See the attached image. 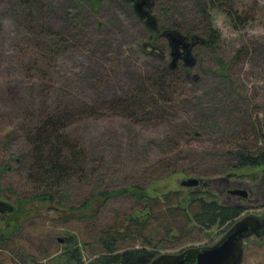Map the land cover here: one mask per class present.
<instances>
[{"label":"rangeland","instance_id":"374dc122","mask_svg":"<svg viewBox=\"0 0 264 264\" xmlns=\"http://www.w3.org/2000/svg\"><path fill=\"white\" fill-rule=\"evenodd\" d=\"M150 4L154 30L129 0H0V202L11 209L0 216V264H63L70 236L87 264L101 254L107 229L130 235L118 252L145 241L159 255L211 246L234 221L203 231L166 210L186 206L196 191L243 207L240 218L264 219V168H233L237 149L264 147V0ZM169 31L198 41L212 32L213 41L196 43L190 78L150 109L137 90L173 69ZM127 98L124 111L113 107ZM45 109L75 117L66 136L86 156L87 174L69 178L64 208L18 201L30 197L22 128ZM189 178L198 186H181ZM132 187L149 202L124 192ZM97 195L102 207L80 209ZM131 217L143 221L142 236ZM240 264H264V236L245 241Z\"/></svg>","mask_w":264,"mask_h":264},{"label":"trees","instance_id":"16d2710c","mask_svg":"<svg viewBox=\"0 0 264 264\" xmlns=\"http://www.w3.org/2000/svg\"><path fill=\"white\" fill-rule=\"evenodd\" d=\"M18 1L24 4L26 0ZM44 33L49 37L56 35L51 31H45ZM212 36L213 33L210 32L207 35V37H210L208 40L201 37L199 41L203 46L210 45L211 41H213ZM191 38L197 39L198 36L193 35ZM208 41L210 43H207ZM42 50L43 49L40 50L41 54L38 55L36 58L37 60H43L42 56L44 55ZM187 70L186 67L180 66L179 68L174 67L173 69H166L165 71L156 73L151 79H148L149 81H147L146 85L142 84L143 93L141 89L138 88L137 95L140 94L141 98H149L152 102L148 108L155 109V104H157L156 99L157 101L160 99V102H163L164 96L168 92L170 93V91L174 92L178 83L185 80V78H190V73ZM82 84L84 87H87L85 82ZM144 90L146 91L144 92ZM130 98L113 104V107L122 108L124 111L128 106V99ZM167 101L169 100H166V102ZM137 102L139 103V101ZM118 104H120V106H118ZM136 108L140 109L141 113L146 112L139 104ZM74 120L75 117L67 110L55 109L49 113L45 109L42 110L39 116L37 115L34 116L32 120L30 119L29 123L22 128L30 160L26 177L30 197L24 198L23 195H19V204L29 201L47 203L57 208L68 206L66 205L67 201L65 200L64 192H66L70 184L71 180H69V178L75 173L77 176H86L87 174L85 153L81 152L80 148L70 142L68 136H66L67 129ZM256 150L257 152L249 154V151L246 149H237L234 156L233 168L236 170L243 168L263 169L264 147H258ZM124 192L136 197L140 202H149V200L146 199V195L144 196L145 191L139 187L126 189ZM104 198L105 196L101 195H97L94 198L92 197L89 202L84 203L80 209L91 210L92 206L95 204H99V206L102 207L101 205ZM166 198H168V196ZM97 201L101 202L99 203ZM167 201L166 199L165 202L167 203ZM143 204L145 205V203ZM193 207L194 212L189 214V210ZM15 209L12 213L15 212ZM166 210L170 216H175L178 213L181 214V212H184L183 216H185L186 219L192 221L194 225L196 224V226H199L202 228L201 230L204 231L210 230L215 226L220 228V226L231 221L235 222L241 217L245 209L240 206L221 205L211 193L196 191L189 196L186 206H183L181 202L172 205L167 204ZM5 213L6 212L3 214ZM3 214H0V216H4ZM87 216H89V214L85 213L78 218L76 217V219L80 220ZM129 219H132V217ZM132 220L134 221L129 222L134 224L135 234L142 236L144 230L143 221H137L138 219ZM9 225L12 226L11 224ZM161 228H165V233L167 234L169 229L163 225H161ZM110 232L111 231H108V229L103 232V237L99 239L98 245L102 249V252L98 254L96 259L87 264H149L153 259L159 256V254H157L158 250L154 247L151 248L149 245L150 243H147L149 241H145V245H141L138 248H129V250L118 252L115 248L118 241L126 240L130 235L123 231H116L115 233ZM3 235L4 232L2 233L0 231V238ZM5 235L7 234L5 233ZM100 241H102V244H100ZM59 257L64 258L63 264H84L81 258V250L78 247V240L75 236H70L68 246Z\"/></svg>","mask_w":264,"mask_h":264},{"label":"water","instance_id":"95a60500","mask_svg":"<svg viewBox=\"0 0 264 264\" xmlns=\"http://www.w3.org/2000/svg\"><path fill=\"white\" fill-rule=\"evenodd\" d=\"M135 12L141 19L154 29L155 19L150 13V0H129ZM170 41L172 64L174 68L179 59L183 66L191 68L194 65L192 47L196 42H188L185 36L176 31L165 33ZM146 47V45H142ZM182 49V52L179 50ZM231 177V175H228ZM181 186L197 187L199 181L189 178L182 181ZM7 205L0 202V213L8 212ZM264 236V220L254 215L244 216L236 220L223 236L213 245L206 247L188 248L175 254H162L153 259L149 264H240L243 258L244 243L251 237Z\"/></svg>","mask_w":264,"mask_h":264},{"label":"flooded vegetation","instance_id":"af4514ba","mask_svg":"<svg viewBox=\"0 0 264 264\" xmlns=\"http://www.w3.org/2000/svg\"><path fill=\"white\" fill-rule=\"evenodd\" d=\"M153 29V28H152ZM155 29V28H154ZM153 29V30H154ZM155 33H157V32H155ZM186 40L188 41V42H199L197 39H193V38H191V37H186ZM198 44V43H197ZM196 46V44L193 46V48H192V50L194 49V47ZM180 52H182V49H180L179 50ZM180 61H182V59H179L177 62H180ZM235 186H241V184H239V183H237V184H235ZM231 194L232 195H234V194H236V192L234 191V192H231ZM237 194H242V195H244L245 196V193L244 192H242V193H238L237 192ZM13 208V207H12ZM0 214H3V213H0ZM264 220V219H263Z\"/></svg>","mask_w":264,"mask_h":264}]
</instances>
